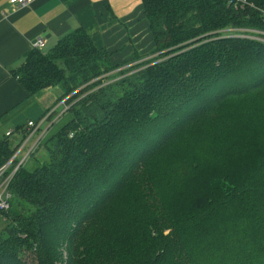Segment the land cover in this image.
Masks as SVG:
<instances>
[{
    "label": "trees",
    "instance_id": "obj_1",
    "mask_svg": "<svg viewBox=\"0 0 264 264\" xmlns=\"http://www.w3.org/2000/svg\"><path fill=\"white\" fill-rule=\"evenodd\" d=\"M247 1L140 0L154 46L116 64L83 27L26 54L13 77L59 85L71 117L12 177L32 207L0 209V264L65 243L66 264H264V40L222 32L264 31Z\"/></svg>",
    "mask_w": 264,
    "mask_h": 264
},
{
    "label": "crops",
    "instance_id": "obj_2",
    "mask_svg": "<svg viewBox=\"0 0 264 264\" xmlns=\"http://www.w3.org/2000/svg\"><path fill=\"white\" fill-rule=\"evenodd\" d=\"M78 27L86 30L96 47L110 53L111 64L148 53L154 46L140 0H32L21 7L14 0H0V135L11 131L6 136L11 151L29 135V120L52 111L50 117H56L51 123L43 122L24 148L35 141L41 145L71 117L62 112L59 85L28 94L11 71L24 62L35 38L43 40V48H50ZM31 155L22 165L29 159L34 169L40 157Z\"/></svg>",
    "mask_w": 264,
    "mask_h": 264
},
{
    "label": "built area",
    "instance_id": "obj_3",
    "mask_svg": "<svg viewBox=\"0 0 264 264\" xmlns=\"http://www.w3.org/2000/svg\"><path fill=\"white\" fill-rule=\"evenodd\" d=\"M14 1L16 2L18 7L25 6V5L29 4L30 2H32V0H14ZM225 2L228 5H231L232 7L236 8V9L244 8L246 6L253 7V4L248 2L247 0H225ZM259 12H260V16L264 20V8L260 9ZM225 31H227L226 33L232 34V36H234V37L236 36V37H242V38L246 37V38H251V39L264 40V38L259 37L257 35L242 33V31H252V32H256V33H260V34L264 35V31H260L257 29L229 28L227 30H222V32H225ZM43 46H44V42L41 38H35L32 41V48H34V49L35 48L36 49H42ZM127 65H129V64H127ZM125 66H123V67H125ZM61 104L63 105V111L62 112H65L68 109L69 104L66 103V99L61 100ZM52 112H54V111H52ZM52 112H47L46 115L39 118L38 120H29L26 123L27 127L29 128V130H28L29 132L27 133L29 135H27L26 137H23L21 140H19V142L16 145V147L19 150H21L26 145L30 136L33 133L41 130L40 127H41V124L43 122L47 121V122L51 123L52 121H54L56 119V117L55 118L50 117L52 115ZM10 133H11V131H7L5 133V136H9ZM37 142L35 141V143L31 147H29L28 150L31 153L33 152L32 150L35 149ZM26 155H28V154H26ZM22 162H23V159H20L19 161H17L15 163L14 167L12 168V170H10V172L6 176H3L5 169H6V165H3L0 167V209L3 211H6L10 207L9 200H10L11 195L9 194L8 190H6L8 181L14 176L15 172L19 169V167L22 166Z\"/></svg>",
    "mask_w": 264,
    "mask_h": 264
},
{
    "label": "rangeland",
    "instance_id": "obj_4",
    "mask_svg": "<svg viewBox=\"0 0 264 264\" xmlns=\"http://www.w3.org/2000/svg\"><path fill=\"white\" fill-rule=\"evenodd\" d=\"M49 48L48 47H44V48H42L41 49V51L42 52H45V51H47ZM120 63V62H119ZM134 63H136V62H134ZM130 65V64H129ZM116 70H119V69H116ZM112 72H115V70H113ZM112 72H109L108 73V75L110 74V73H112ZM109 80H112V78L111 79H109ZM78 90V89H77ZM75 91V90H74ZM64 93V92H63ZM71 94H72V96H75V95H77V92H71V93H68V95H66V96H70L71 97ZM63 96V95H62ZM68 97H64V98H62L61 100H63V99H67ZM59 110H61V107L59 108ZM68 112H66L65 113V115L67 114ZM69 114V113H68ZM5 137V136H4ZM3 138V136L1 137V135H0V139H2ZM7 138V137H6ZM35 142H33L32 144H30V146L29 147H31L33 144H34ZM29 147H27V148H22L21 150H19L17 147H15V149L12 151V155L7 159V161L3 164V165H6V169H5V172H4V174H3V176H6L9 172H10V170H12V168L14 167V165H15V163L17 162V161H19L20 159H23V162L25 161V159L27 158V157H29L30 155H31V152L28 150L29 149ZM22 150H24V151H22ZM33 152H32V155L31 156H33V154H35L36 153V156L37 157H40V160L41 159H44L45 157H46V153H45V151H44V149L42 148V146L40 145V144H37L36 145V147H35V149H33L32 150ZM20 152H23L24 153V155L21 157H19V153ZM26 154H28V155H26ZM26 155V156H25ZM25 156V157H24ZM23 162H22V164H23ZM34 164V162L32 161V160H29V159H27V161L25 162V164L24 165H22L23 166V169L24 170H26V171H31V169L33 168V167H31L32 165ZM3 165H1V166H3ZM0 166V167H1ZM3 173V172H2ZM25 172L23 171V172H21L20 173V175H19V177H22L23 176V174H24ZM4 180V179H3ZM2 180V181H3ZM11 181H12V178L8 181V184H7V187H6V190H8V192H9V194L11 195V192H10V184H11ZM12 196V195H11ZM12 198V199H11ZM10 200H12V206H13V209H15V210H17V211H19L20 213H25V212H27L29 209H31V205L28 203V202H26V201H24L22 198H20L18 195H16L15 193L13 194V197H10ZM10 200H9V203H10ZM4 225H5V222L3 221V219H0V230L4 227ZM58 252L60 253V260H58L57 262H56V264H66V260H67V258H68V253H67V248H66V243L65 244H63L62 246H61V248L58 250Z\"/></svg>",
    "mask_w": 264,
    "mask_h": 264
}]
</instances>
